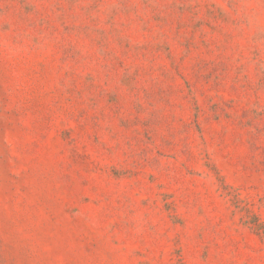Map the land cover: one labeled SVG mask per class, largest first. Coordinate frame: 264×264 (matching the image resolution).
Wrapping results in <instances>:
<instances>
[{"label": "rangeland", "instance_id": "rangeland-1", "mask_svg": "<svg viewBox=\"0 0 264 264\" xmlns=\"http://www.w3.org/2000/svg\"><path fill=\"white\" fill-rule=\"evenodd\" d=\"M0 264H264V0H0Z\"/></svg>", "mask_w": 264, "mask_h": 264}]
</instances>
